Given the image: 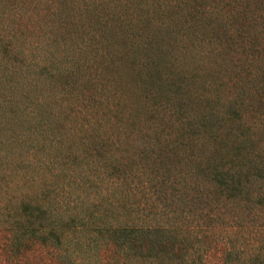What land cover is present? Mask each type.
I'll use <instances>...</instances> for the list:
<instances>
[{"label":"trees","instance_id":"obj_1","mask_svg":"<svg viewBox=\"0 0 264 264\" xmlns=\"http://www.w3.org/2000/svg\"><path fill=\"white\" fill-rule=\"evenodd\" d=\"M0 264H264V0H0Z\"/></svg>","mask_w":264,"mask_h":264}]
</instances>
